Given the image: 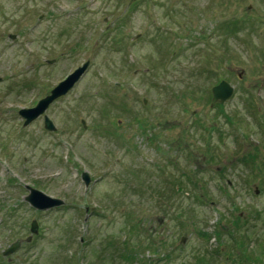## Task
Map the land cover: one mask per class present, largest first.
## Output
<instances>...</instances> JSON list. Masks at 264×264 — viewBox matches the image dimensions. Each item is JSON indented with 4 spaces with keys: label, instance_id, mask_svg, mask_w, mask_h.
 <instances>
[{
    "label": "rangeland",
    "instance_id": "obj_1",
    "mask_svg": "<svg viewBox=\"0 0 264 264\" xmlns=\"http://www.w3.org/2000/svg\"><path fill=\"white\" fill-rule=\"evenodd\" d=\"M86 61L56 130L25 126ZM124 241L131 264H264V0H0V264H130Z\"/></svg>",
    "mask_w": 264,
    "mask_h": 264
},
{
    "label": "water",
    "instance_id": "obj_2",
    "mask_svg": "<svg viewBox=\"0 0 264 264\" xmlns=\"http://www.w3.org/2000/svg\"><path fill=\"white\" fill-rule=\"evenodd\" d=\"M134 1V0H131ZM16 35L10 34L11 38H15ZM48 63H53L54 60H47ZM89 66V61H86L81 66L77 67L74 71L69 73L63 80L59 81L48 94L41 98L37 104L29 108H21L19 113L24 118V125L27 126L32 123L34 120L40 116H44V125L45 128L49 131H55L56 125L53 120L45 114L47 109L59 98L67 95L70 90L78 83L86 72ZM234 93V86H232L228 81L221 80L218 84L212 87V101L211 105H214L216 102L224 103L226 100L231 98ZM82 123L85 126V121L82 120ZM82 179L85 182V185H88L91 181V178L88 172L84 171L82 173ZM29 193L26 195L25 199L29 204L38 210H50L58 208L65 205V200L59 197H54L44 193L43 191L27 185ZM30 231L32 234H38V222L37 220H32L30 225ZM32 239V235L28 238V241ZM184 241V237L182 238ZM20 247V242L15 241L10 244L4 251V255H10L14 253Z\"/></svg>",
    "mask_w": 264,
    "mask_h": 264
},
{
    "label": "trees",
    "instance_id": "obj_3",
    "mask_svg": "<svg viewBox=\"0 0 264 264\" xmlns=\"http://www.w3.org/2000/svg\"><path fill=\"white\" fill-rule=\"evenodd\" d=\"M240 160H241L242 164L245 166L253 167V165L257 166V164H258L256 155L254 156L251 153L248 155H244V156L240 157ZM177 187H178V185H177ZM175 190L178 191V188H176ZM181 190H183V188H181ZM179 208L181 209V212H178V213L181 214V213H183V211H185V210H182L181 206ZM181 215H183V214H181ZM203 235H206V233L204 232ZM123 245H124V248L121 249V251H119V253L116 256H114V261L116 260L115 258H118V255H119L120 261H123L124 263H130L131 264V262H136V261L142 262V257L140 256L141 252L136 250V249H133L134 245H132L131 243L129 244L125 241L123 242ZM149 248H151V246ZM150 251L154 252L155 250L152 249ZM262 253H264V249H263ZM247 258L249 259L250 257L248 256Z\"/></svg>",
    "mask_w": 264,
    "mask_h": 264
}]
</instances>
